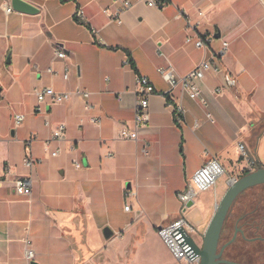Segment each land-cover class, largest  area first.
I'll use <instances>...</instances> for the list:
<instances>
[{"label":"crops","instance_id":"1","mask_svg":"<svg viewBox=\"0 0 264 264\" xmlns=\"http://www.w3.org/2000/svg\"><path fill=\"white\" fill-rule=\"evenodd\" d=\"M26 1L39 12H7L11 0H0V264H30L27 238L39 264H137L148 235L179 216L178 192L216 157L224 181L200 192L188 214L201 244L227 176L247 173L240 143L264 165V0H169L163 9L137 2L120 21L113 20L121 5L114 0ZM80 7L83 21L76 18ZM188 17L198 25L190 27ZM197 35L213 40L199 49L187 42ZM58 47L66 58L56 56ZM214 55L217 68L198 81L197 99L158 71L181 77ZM137 75L155 87L150 120L138 139H124L122 128L134 129ZM46 87L87 89L93 108L86 111V100L74 95L64 102L47 97L38 112L36 91ZM59 123L64 139L47 148ZM28 155L44 161L29 169ZM22 176L33 178L30 195L14 189ZM149 259L166 264L156 253Z\"/></svg>","mask_w":264,"mask_h":264},{"label":"built area","instance_id":"2","mask_svg":"<svg viewBox=\"0 0 264 264\" xmlns=\"http://www.w3.org/2000/svg\"><path fill=\"white\" fill-rule=\"evenodd\" d=\"M120 2V7L115 9L113 14V20L120 21L121 14L124 11L130 9L137 2H144L150 7H155L159 9L165 8L170 1L169 0H114ZM5 10L7 12L14 11L11 3H7L5 6ZM105 12H108L105 9ZM183 16H186L187 13L185 10L181 11ZM76 18L78 21H83L85 19V11L82 7L78 8L76 12ZM187 22L190 27H196L197 24H192L191 19L188 17ZM213 40V36L205 35V36H191L188 37L187 42L193 43L199 49H206L210 42ZM228 42L223 43L224 49L221 53L224 52L228 47ZM56 56L60 59H64L67 57V53L62 50L60 47L56 49ZM216 55H214L210 59H204L200 62L197 67L189 71L187 74L179 77L177 76L172 69H165L163 67L158 68V71L161 75L171 84L172 87H176L181 84L183 90L186 91L189 96L193 99H197L201 95V90L198 84V81L202 79L205 75V72L212 68H217V64L215 62ZM49 72L53 74H57L58 72L49 67ZM63 77L65 79L69 78V72L66 69L63 73ZM135 91H136V101H135V116H134V129H130L128 126L122 128L120 132V137L124 139H138L139 138V129L146 125L150 120V96L155 92V87L150 80L149 77L144 75H137L135 79ZM36 95L38 98V105L36 106V110L38 112L42 111V104L46 102L47 97H50L55 102H64L69 100L74 95L82 96L86 100L85 110L90 111L93 108V105L88 101L91 92L87 89L77 88L75 90L66 91V92H57L51 87H46L44 89H40L36 91ZM176 112V120L178 122L182 121L183 114L185 112V108L181 103L175 105L174 108ZM25 118L24 114L15 115V121L17 124L23 122ZM91 121L97 123L100 121V117L93 116L91 117ZM45 124L47 126H51V120L46 118ZM66 130V125L64 123H59L55 126L52 131L51 137L45 140V145L47 148L51 147L52 143L56 140L64 139V133ZM31 140L28 141L30 143ZM240 152L242 157L247 161V166L244 168V172H250L256 169V161L251 158L250 153L247 149V146L244 143H240L239 145ZM60 152L59 148L51 150L50 153L53 156L58 155ZM44 161L43 158L34 157L32 155H28L24 158V165L33 169L34 166L42 163ZM77 168L82 167V163L80 161L74 162ZM226 174L225 167L216 157L209 160L205 163L192 177L191 181L187 183L185 188L178 192V198L180 201V209L179 216L177 219L168 223L166 225H161L157 227V233L162 238L164 243L169 248L172 256L180 263V264H200L201 256L196 253L193 245L188 240L189 237L194 238V234L197 232L196 226L190 220L188 214L191 209L189 203L191 201L195 202V198L198 196L200 192L207 191L216 186L219 179ZM241 176L237 175H229L227 176V185L230 186L234 182H236ZM34 182L32 176H22L17 178L14 181V189L17 193L23 195H30L33 192ZM126 209H130V206L127 205ZM198 243V242H197ZM199 244V243H198ZM202 245V244H199ZM25 255L28 260L35 259L36 252L32 246V241L30 238L26 239V247H25Z\"/></svg>","mask_w":264,"mask_h":264},{"label":"water","instance_id":"3","mask_svg":"<svg viewBox=\"0 0 264 264\" xmlns=\"http://www.w3.org/2000/svg\"><path fill=\"white\" fill-rule=\"evenodd\" d=\"M11 5L14 10L29 14L38 13L40 10L37 6L26 0H11ZM215 37L219 38L220 33H217ZM261 184H264V165L246 173L245 175L241 176L236 182L228 186L225 194L223 195L219 203H217L208 227L205 233L202 235V245H199L194 240V238L189 237L188 240L193 245L194 250L201 256L200 264H241L238 262L226 260L222 257L227 245L231 243L235 238H233L229 243H226L221 249H219L220 238L227 216L238 196L247 189ZM193 204L194 201H191L189 203L190 206H192ZM103 233L106 238H111L113 236V230L110 227H105ZM30 264L39 263L33 259Z\"/></svg>","mask_w":264,"mask_h":264},{"label":"flooded vegetation","instance_id":"4","mask_svg":"<svg viewBox=\"0 0 264 264\" xmlns=\"http://www.w3.org/2000/svg\"><path fill=\"white\" fill-rule=\"evenodd\" d=\"M247 203H254L255 207H252L251 210L249 207L245 208ZM227 218L229 221V238L225 243L221 242L220 239L219 249L233 238L235 239L227 245L222 257L241 264H264V187L249 191L237 202ZM251 219H253L254 224ZM242 239L246 241V244H243ZM237 243L240 244L237 245ZM247 245L250 250L248 248L246 250Z\"/></svg>","mask_w":264,"mask_h":264},{"label":"rangeland","instance_id":"5","mask_svg":"<svg viewBox=\"0 0 264 264\" xmlns=\"http://www.w3.org/2000/svg\"><path fill=\"white\" fill-rule=\"evenodd\" d=\"M256 168H258V166ZM221 178L218 182L224 181V179ZM157 234L158 233L156 232V234L148 235L146 245H143L140 248V257L138 261H136L137 264H152L149 258L154 253H156L166 264H179L174 260L169 248L166 246L159 234ZM200 242L201 244L203 243V237Z\"/></svg>","mask_w":264,"mask_h":264},{"label":"trees","instance_id":"6","mask_svg":"<svg viewBox=\"0 0 264 264\" xmlns=\"http://www.w3.org/2000/svg\"><path fill=\"white\" fill-rule=\"evenodd\" d=\"M261 166H263V165H261ZM248 173V172H247ZM259 187H264V185H258V186H255V187H252V188H249V189H247L246 191H244L242 194H240L239 196H238V198H237V200L235 201V203L233 204V206H232V208H231V210H230V213H232V210L235 208V206H236V204H237V202H239L249 191H251V190H254V188H259ZM247 205V206H246ZM245 205V208H250V210H251V208L252 207H255V205H254V203H247ZM241 208H242V206H241ZM243 209V208H242ZM253 209V208H252ZM252 220V223L254 224V222H253V219H251ZM254 227V226H253ZM229 238V221H228V218H227V220H226V222H225V224H224V227H223V231H222V234H221V242H223V243H225L226 241H227V239ZM243 240V239H242ZM246 241H244L243 240V244H246L245 243ZM240 243H237V245H239ZM247 248H248V245H247V247H246V250H247ZM248 250H250V248H248Z\"/></svg>","mask_w":264,"mask_h":264}]
</instances>
